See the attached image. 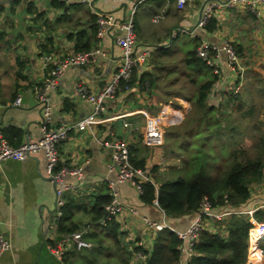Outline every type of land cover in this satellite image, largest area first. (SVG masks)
<instances>
[{
    "label": "crops",
    "instance_id": "0c3cea01",
    "mask_svg": "<svg viewBox=\"0 0 264 264\" xmlns=\"http://www.w3.org/2000/svg\"><path fill=\"white\" fill-rule=\"evenodd\" d=\"M226 1L188 0L183 10H179L174 1L143 3L136 16L137 46L138 53L150 49V55L144 64L135 68L130 90L119 92L105 103L101 118L111 120L96 125L93 133L74 128L94 111V107L76 97L74 91L82 84L98 94L111 84L121 64V50L114 40L103 42L108 56L101 58L96 66L68 69L60 85L47 92L46 104L52 125L71 127L67 142L59 147L60 162L80 167L82 180L75 176L65 178L73 188L64 195V217L53 229L58 197L53 182L46 175L44 155L37 154L24 161L10 160L0 166V234L11 243V249L3 255L0 264H148L158 238L171 232L169 228L182 231L191 225L197 213L170 219L160 207L146 203L134 186L119 182L117 174L108 169L110 149L106 144L120 138L130 145L135 162L145 160L144 168L153 170L152 177L176 178V172L168 168L164 151L147 146L143 140L152 118L164 106L171 108L170 105L174 107L173 103L178 102L176 106H180L185 117L193 110L191 105L197 102L196 91L192 96L182 90L183 86L180 92L175 91L183 80L190 86L200 87V82L187 78L185 65L180 64L186 55H181L179 49L172 51V45L167 44L177 25L187 31L181 34L186 38L183 42L192 41L194 48L202 40L218 45L225 39L233 42L240 58L233 69L221 52H211L224 72L213 86L207 105L221 102L218 108L223 116L237 115L228 110L234 101L227 100L228 95L235 93L234 97L241 100L244 109L254 108L255 119L260 122L258 128L264 132V22L242 6L224 7ZM77 4L84 8H71ZM207 5L214 6L212 22L205 30L196 29ZM98 7L102 11L122 13L120 6L110 0H100ZM96 32V17L91 8L75 0H0V133L12 147L41 138L45 118L39 93L49 78L44 56L58 58L91 50L98 43ZM176 54L179 59L172 60ZM213 73L212 70L209 74ZM17 98H21L20 105H15ZM106 181L115 184L122 212L112 222L103 224L96 221L98 206L105 216V206L112 202V190ZM250 190V199L234 210L247 211L242 216L248 220V212L253 211L257 220L264 221V171ZM230 218L231 215H227L222 221H207L205 229L227 239L225 223ZM146 221L165 228L162 231L150 229ZM73 231L81 232L82 240L90 246L78 250L72 242L64 245ZM59 245H64L65 249L62 261L51 252L52 247ZM258 255V251L248 252L246 264H258ZM193 258L182 256L181 262L192 264Z\"/></svg>",
    "mask_w": 264,
    "mask_h": 264
},
{
    "label": "built area",
    "instance_id": "2783aa9c",
    "mask_svg": "<svg viewBox=\"0 0 264 264\" xmlns=\"http://www.w3.org/2000/svg\"><path fill=\"white\" fill-rule=\"evenodd\" d=\"M72 1V0H65ZM81 4L89 6L96 17V36L98 38L97 46L91 50L71 53L64 57L56 58L53 55L44 56V62L49 67V78L44 90L39 93V99L43 106L44 122L41 126V138L35 142L29 141L18 148L12 147L0 133V166L10 160L24 161L37 154H43L46 159V175L56 185L57 212L53 218L52 228L56 229L64 217L65 200L64 195L67 191L72 190L65 178L75 176L82 180V171L78 166H65L60 162L59 147L67 142L71 127L59 126L54 127L51 123L50 108L47 106V92L55 89L60 85V81L65 72L70 68L96 66L101 58H106L108 53L104 50L103 42L106 39L114 40L115 44L121 50V64L118 72L113 76L111 84L102 92L96 94L91 92L87 86L78 84L75 88L76 97L88 102L94 107L91 115L84 118L76 124L74 128L89 130L93 133L96 125L104 124L111 119L101 118L105 109V103L113 99L119 92L129 91L133 80L134 70L137 65L144 64L150 55V49L138 53V41L136 36V16L139 7L150 0H110L120 6L121 14L115 11H102L98 7L100 0H75ZM174 1L179 10H183L188 0H163ZM224 7L234 9L242 6L247 12L262 19L264 22V0H227ZM213 5L205 6L200 21L195 26L196 29L205 30L213 19ZM156 17L155 19H158ZM179 28V27H178ZM187 31L180 29L172 31V39H177L181 34ZM162 48L166 46H160ZM221 52L227 60L230 69H233L239 63V54L233 42L228 39L220 41L219 45L215 42L202 40L197 48V57L204 61L214 72V74L223 76V70L218 62L212 57V51ZM21 104V98H17L15 105ZM164 106L161 112L152 118L151 123L144 135V142L150 147H161L165 143V128L171 125H178L183 121V114L180 107L170 105ZM128 123L125 124L127 128ZM110 149V163L108 169L117 174L119 182L131 184L136 188L140 196H143L145 190L143 183H150L157 191L158 184L152 177V171L149 168H138L132 162V153L128 142L120 138H113L110 144H106ZM107 182V181H106ZM81 183V182H80ZM108 187L112 190V202L105 206L106 215L100 220L101 223L112 222L113 219L122 212V206L118 201V195L115 193V184L112 181L107 182ZM82 184V183H81ZM159 207L157 201L154 203ZM239 212L217 213L211 202L205 199L201 205L198 216L191 225L182 231L169 228L170 231L178 236L182 241L179 251L180 259L175 264H182V256L194 257L197 255L195 248L200 241V236L206 228L207 221H222L225 216L237 214ZM241 213V212H240ZM247 213H241L245 214ZM252 227L248 233V252L258 251L259 243L264 238V221L256 219L253 211L248 212ZM150 229L156 231L164 230L165 226L146 221ZM167 226V225H166ZM72 242L78 250L90 246L82 240V233L79 231L72 232L64 241V245ZM64 245L51 248V252L62 261L65 256ZM11 249L10 240L0 234V261L3 255ZM145 258V254H138Z\"/></svg>",
    "mask_w": 264,
    "mask_h": 264
},
{
    "label": "trees",
    "instance_id": "16d2710c",
    "mask_svg": "<svg viewBox=\"0 0 264 264\" xmlns=\"http://www.w3.org/2000/svg\"><path fill=\"white\" fill-rule=\"evenodd\" d=\"M194 41L198 45L199 40L196 38ZM196 47L188 52L180 64L184 63L187 78L194 83L200 82L197 102L193 107L197 111V121L196 118L191 121L190 130H198L199 136H202L198 138L192 132L186 135L185 139L190 140L187 148L174 149L187 157L184 167L175 170L176 178L172 180H158L153 176L158 184L157 191L150 183H143L145 193L142 198L148 204L157 201L170 219L199 212L205 199L211 202L216 211L239 212L231 214L230 221L225 223L229 238L224 239L208 229L202 231L192 264H246L248 233L252 223L242 216L241 210L234 209L241 208L250 199L251 185L262 177L264 132L258 128V120L256 127H253L251 120L256 118L254 108L244 109L241 100L234 97L237 95L235 93L228 95L227 100L234 101L232 112L237 115L223 116V111L218 108L220 105H207V98L220 76L209 74L212 70L197 57ZM214 112H218L219 117ZM222 120L226 122L223 132L220 130L223 129ZM248 132L251 135L249 140L245 139L249 136ZM240 143H247L250 149L239 147ZM220 161L229 162L224 167ZM132 162L136 167H145V160ZM103 212L98 206L96 221L104 217ZM181 243L176 234L169 231L164 233L160 240L158 238L148 264H175L180 259ZM258 261V264H264V238L259 243Z\"/></svg>",
    "mask_w": 264,
    "mask_h": 264
},
{
    "label": "rangeland",
    "instance_id": "374dc122",
    "mask_svg": "<svg viewBox=\"0 0 264 264\" xmlns=\"http://www.w3.org/2000/svg\"><path fill=\"white\" fill-rule=\"evenodd\" d=\"M74 6H77V8H75ZM71 8L72 9H79V8H84V6L77 4V5H72ZM20 20L24 21V18L20 17ZM178 30H179L178 25L174 26L173 31H178ZM166 41L168 42L167 44L172 45L171 46L172 51L179 49L181 55H187L189 51L194 50V44L192 43V41L191 42H189V41L183 42V41H186V38L181 36V35L177 39L170 38V39H167ZM198 46L196 47V54H197ZM177 55H179V54L172 56V60H178L179 57ZM190 85L191 84H189V82L187 80H183L182 83H180V82L178 83V85H177L178 88H176L175 91L180 92L181 86H183L184 88L182 90L186 91L189 96H192L194 91H196V93H197L198 88H197V86H190ZM219 104L221 105V102H216L214 106H217ZM173 105H174V107H177L179 105V103L174 102ZM191 107H194V105H191ZM230 109L232 110V107L228 108V110H230ZM225 112H228L227 109ZM214 114H215V112H214ZM215 115L219 117V114H215ZM195 118L197 121V111H196V108H193V110L188 115H185V117H184L185 120L183 119L184 120V121H182L183 123L182 124L180 123L181 126H180V124H178V125H171V126H168L165 128V140H166V142L164 143L163 146L158 147V148H161L164 151V153H165L164 159L166 160L167 163H169L170 167H168V168L170 171L176 170V167L173 168V166H177V168L178 167L183 168L184 165L186 164L185 160L187 159V157H184L183 155H181V153L174 151V149H176V151H177V150L187 148L186 146L188 145L190 140L185 139L186 135L188 133L192 132L198 138L202 136V134H200V136H199V132H197L198 130H193V131L190 130V127L193 124L191 121L195 120ZM251 121L253 123V127H256V119L251 120ZM225 123H226L225 120H222V128L223 129H220L222 132L224 130ZM248 134H249V136L245 139L249 140L251 138L250 132H248ZM178 135H179V138H178ZM253 137H256V135H254ZM198 138H197V141H198ZM239 147L245 148L246 150L250 149L249 148L250 146L247 145V143L246 144L240 143ZM151 148H157V147H151ZM249 154L252 155L251 152ZM228 162L229 161H227V163H222L220 161V163L223 164L224 167H226V164H228Z\"/></svg>",
    "mask_w": 264,
    "mask_h": 264
},
{
    "label": "water",
    "instance_id": "95a60500",
    "mask_svg": "<svg viewBox=\"0 0 264 264\" xmlns=\"http://www.w3.org/2000/svg\"><path fill=\"white\" fill-rule=\"evenodd\" d=\"M204 9H205V7L203 8V11H204ZM203 11H202V12H203ZM54 187L56 188V185H54ZM172 227H173V226H172Z\"/></svg>",
    "mask_w": 264,
    "mask_h": 264
}]
</instances>
